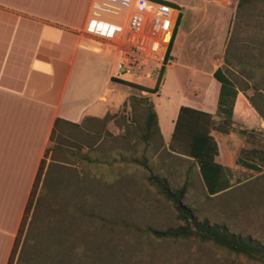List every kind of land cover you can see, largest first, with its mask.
Masks as SVG:
<instances>
[{"label":"rangeland","instance_id":"rangeland-1","mask_svg":"<svg viewBox=\"0 0 264 264\" xmlns=\"http://www.w3.org/2000/svg\"><path fill=\"white\" fill-rule=\"evenodd\" d=\"M170 1L183 9L186 5L195 6L193 0ZM197 1L209 6L208 12L204 9L195 21L188 19L182 9L181 34L176 38L174 56L162 80L163 99L160 100L161 89L150 95L114 84L126 95L118 112L88 119L82 128L66 129L55 138L52 146L59 149L46 157L44 171L49 160L71 167L64 172L66 180L62 179L60 187L49 190L44 186L47 194L42 191L41 205L47 202L58 208L45 210L39 206L31 211L13 264H264L196 237L158 238L155 231L182 227L185 222L149 177L167 178L172 189H180L186 186L192 164L173 158L168 152L170 143L162 144L158 134L152 137L146 152L148 167L120 157L143 159L144 124L151 101L156 110L157 102H173L170 107L174 111L161 114L168 141L177 106L183 102L193 107L206 101L209 82L200 69L209 65L213 35L221 31L224 35L227 29L222 69L252 110L235 125L234 133L214 134L220 152L216 161L231 172L232 188L210 196L198 169H193L191 184L182 200L196 210L198 221L224 225L232 233L251 236L264 246V119L252 108L254 101L264 111V0H254L239 14L237 0ZM214 2L233 4V8L224 15ZM108 53L114 55L115 67L120 62L131 64L133 74L128 81L155 87L163 62L136 56L127 44L120 42H110ZM84 154L96 162L88 164L82 159ZM239 158L250 160L261 171L238 165Z\"/></svg>","mask_w":264,"mask_h":264},{"label":"crops","instance_id":"crops-1","mask_svg":"<svg viewBox=\"0 0 264 264\" xmlns=\"http://www.w3.org/2000/svg\"><path fill=\"white\" fill-rule=\"evenodd\" d=\"M135 1L0 0V264L9 263L56 120L82 128L88 119L124 106L126 95L111 84V78L118 76L115 57L108 50L110 42L121 40ZM193 1L195 6L183 10L196 21L209 6ZM218 4L213 5L224 15L233 8ZM180 34L181 26L177 39ZM212 38L209 65L200 69L209 82L206 101L191 108L215 114L221 84L214 74L224 64L228 30ZM97 44L102 47L95 48ZM170 103H156L167 145L185 106L182 102L175 109L168 141L161 114L174 111ZM62 128L71 126L63 123ZM70 167L49 160L37 198L45 182L49 190L60 187Z\"/></svg>","mask_w":264,"mask_h":264},{"label":"trees","instance_id":"trees-1","mask_svg":"<svg viewBox=\"0 0 264 264\" xmlns=\"http://www.w3.org/2000/svg\"><path fill=\"white\" fill-rule=\"evenodd\" d=\"M162 1V0H155ZM238 1V14L248 4L254 0H237ZM180 18L177 24L175 34L170 42L166 57L163 62V66L160 71L159 78L154 88H147L145 86L132 83L127 80L112 77L111 84H119L125 87H129L140 92H146L150 95L158 94L163 77L166 73L169 62L173 59V52L175 47L176 37L178 35L183 17L182 9ZM215 79L221 84L220 96L218 101V108L215 114L206 113L197 109L182 106L179 110V114L175 123L174 131L169 145V153L174 158L186 161L192 164V168L187 173L186 186L180 189H172L169 186L167 178L162 179L160 176L151 175L149 177L150 182L157 188L158 192L163 195L167 200L173 203L174 207L179 213L180 218L185 222V225L177 228H169L165 231H155V235L160 239H190L196 237L202 242H211L217 246L227 249L232 253L244 255L246 257L257 259L264 262V246L257 241H254L251 236L244 237L242 234L232 233L224 225L210 224L209 220L198 221L196 216V210L191 206L183 203V197L187 192V188L191 184V171L198 169V173L205 189L210 196H216L232 188L230 184L231 172L223 165L219 164L216 159L219 157V146L214 138V134L220 136H229L234 133L235 125L245 118L252 110L248 106L246 97L240 93L235 82L226 75L222 68L218 69L214 74ZM253 101V100H251ZM253 111L259 113L264 119V111L260 109L259 105L254 101L252 102ZM68 124L71 128H80V125L65 122L61 119H57L55 122V128L51 136V145L46 151L45 158L49 153H55L58 151V146H52L55 138L59 137L66 129L62 128V124ZM144 140L146 142V151L143 159L135 158V156L127 157L121 155L122 160L125 162H141L144 166L148 167L149 158L146 156L148 147L150 146V140L155 134H158L164 144V138L160 127L158 113L155 109L153 102H150V108L148 110L147 117L144 124ZM92 147H89L90 152ZM68 154L66 150H63ZM83 160H87L88 164L92 165L96 161H92L88 155H82ZM238 165L246 167L250 170L261 171V168L252 164L250 160L239 158ZM45 167V160L42 162L34 188L31 193L30 200L28 202L26 212L18 232L16 242L12 251L8 264H13L15 256L17 255L20 241L25 232V225L28 220V216L31 211L37 207L43 206L46 210H55L58 208L57 204L51 207L47 202L44 205L42 203V191L45 189L46 182L44 183L41 194L38 198V190L42 180ZM53 204V203H52ZM77 204V203H76ZM75 207V206H74ZM77 208V207H75Z\"/></svg>","mask_w":264,"mask_h":264},{"label":"built area","instance_id":"built-area-1","mask_svg":"<svg viewBox=\"0 0 264 264\" xmlns=\"http://www.w3.org/2000/svg\"><path fill=\"white\" fill-rule=\"evenodd\" d=\"M180 5L170 0H136L119 41L136 56L164 62L180 18ZM131 64L120 62L118 77L132 76Z\"/></svg>","mask_w":264,"mask_h":264},{"label":"bare ground","instance_id":"bare-ground-1","mask_svg":"<svg viewBox=\"0 0 264 264\" xmlns=\"http://www.w3.org/2000/svg\"><path fill=\"white\" fill-rule=\"evenodd\" d=\"M225 1V0H224ZM227 2V1H226ZM207 20H208V18H207ZM217 21V20H216ZM216 23V22H215ZM205 25V24H204ZM206 28V27H205ZM204 36V35H203ZM208 38V37H207ZM206 39V38H205ZM196 41H197V39H196ZM202 41V40H201ZM203 41H204V38H203ZM202 44H203V42H202ZM198 45V44H197ZM203 45H205V44H203ZM200 45H198V47H199ZM197 48V47H196ZM202 50H204V49H202Z\"/></svg>","mask_w":264,"mask_h":264}]
</instances>
